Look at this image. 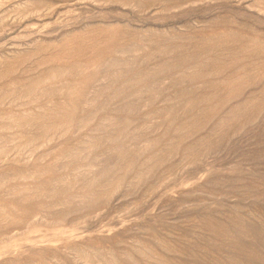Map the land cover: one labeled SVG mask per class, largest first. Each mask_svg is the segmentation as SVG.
Masks as SVG:
<instances>
[{
	"label": "rangeland",
	"instance_id": "374dc122",
	"mask_svg": "<svg viewBox=\"0 0 264 264\" xmlns=\"http://www.w3.org/2000/svg\"><path fill=\"white\" fill-rule=\"evenodd\" d=\"M0 264H264V0H0Z\"/></svg>",
	"mask_w": 264,
	"mask_h": 264
}]
</instances>
